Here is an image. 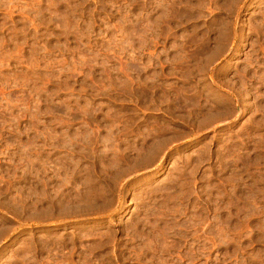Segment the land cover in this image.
<instances>
[{
	"label": "rangeland",
	"instance_id": "rangeland-1",
	"mask_svg": "<svg viewBox=\"0 0 264 264\" xmlns=\"http://www.w3.org/2000/svg\"><path fill=\"white\" fill-rule=\"evenodd\" d=\"M0 264H264V0H0Z\"/></svg>",
	"mask_w": 264,
	"mask_h": 264
}]
</instances>
